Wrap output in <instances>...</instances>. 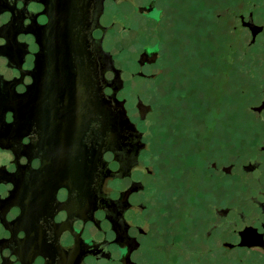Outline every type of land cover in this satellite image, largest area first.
Returning <instances> with one entry per match:
<instances>
[{"label": "water", "instance_id": "95a60500", "mask_svg": "<svg viewBox=\"0 0 264 264\" xmlns=\"http://www.w3.org/2000/svg\"><path fill=\"white\" fill-rule=\"evenodd\" d=\"M111 2L39 0L30 264H130L139 149L117 92ZM243 24L254 42L263 25L252 13ZM136 107L144 117L151 105Z\"/></svg>", "mask_w": 264, "mask_h": 264}, {"label": "flooded vegetation", "instance_id": "af4514ba", "mask_svg": "<svg viewBox=\"0 0 264 264\" xmlns=\"http://www.w3.org/2000/svg\"><path fill=\"white\" fill-rule=\"evenodd\" d=\"M173 5L172 0H112L108 32L130 29L134 23L150 32L158 22L164 36L173 19ZM250 13L254 20L251 10L239 13L249 32L243 21ZM38 25L39 0H0V264H30ZM110 48L113 65L122 72ZM161 50L158 41L143 43L137 58L139 75H149L142 68L156 64ZM29 91L32 96L26 97ZM120 98L136 123L137 130H131L139 149V202L130 264H214L215 258L225 264L231 260L264 264V144L254 156L253 150L248 151L241 163L244 174L258 172L250 180L231 178L234 162L214 159L200 178L206 189H199L194 173L187 177L176 193L180 203L175 224L155 228L149 224L148 198L141 193L146 189L144 175L152 171L141 162L146 142L128 112L126 98ZM208 132L196 135L213 136L212 129ZM200 152H194L196 159L206 158ZM218 168L223 172L213 176ZM87 264L98 263L88 258Z\"/></svg>", "mask_w": 264, "mask_h": 264}, {"label": "rangeland", "instance_id": "374dc122", "mask_svg": "<svg viewBox=\"0 0 264 264\" xmlns=\"http://www.w3.org/2000/svg\"><path fill=\"white\" fill-rule=\"evenodd\" d=\"M172 1L175 12L172 11L173 19L164 36L160 35L158 22L150 32L134 23L130 29L109 33L110 47L122 67L124 86L118 91L119 97L126 98L128 112L137 121L146 142L141 162L148 164L152 171L145 172L146 189L141 193L148 198L149 224L155 228L175 224L180 203L176 193L180 185L188 182L187 177L194 173L199 179V189H206L207 184L200 178L214 159L218 163L234 162L231 178L250 180L258 172L244 174L241 163L246 161L248 151L253 150L254 156L264 144V108L262 111L253 109L264 98V0ZM249 10L255 22L263 25L252 43L249 30L239 19V13L247 14ZM155 41L162 48L157 62L143 66V71L149 75H139L140 48L143 43ZM197 42L203 47L197 53L198 63L209 60L212 71L199 72L198 66L176 65L184 61L183 56L188 52L195 51ZM191 68H196L192 80L198 75L206 85L204 92L202 90L206 108L199 102L203 110L198 114L189 101L193 87L190 91L177 90L181 87L178 84L185 81L189 86L192 82L186 76ZM137 98L151 105L144 117L136 107ZM213 103L215 111L210 108ZM209 129L213 130L211 134L217 141H211V135H196L199 132L210 134ZM231 144L239 147L240 152L236 148L229 149ZM196 151L199 155L203 151L206 158L196 159ZM218 170L213 176L223 172ZM222 260L215 258L214 264H225ZM227 264L236 263L231 260Z\"/></svg>", "mask_w": 264, "mask_h": 264}, {"label": "trees", "instance_id": "16d2710c", "mask_svg": "<svg viewBox=\"0 0 264 264\" xmlns=\"http://www.w3.org/2000/svg\"><path fill=\"white\" fill-rule=\"evenodd\" d=\"M197 41H198V39H197ZM196 43V42H195ZM198 45H199V47H198ZM196 46H197V48H196ZM200 48H201V50H200ZM202 46L200 45V43L199 42H197V44L195 45V47H194V49H195V51L194 52H188L187 53V55H185V57L183 56V59H184V61H179L176 65L177 66H198V71L199 72H205V71H209V70H211V67L210 66H213L212 65V63H209L210 61L208 60V61H206V62H199L198 63V59L196 58L197 57V53L199 52V51H202ZM212 57V56H211ZM212 59V58H211ZM207 63V65H209V66H204V64H206ZM197 68V67H196ZM196 68L195 69H192V70H189L187 73H186V76H187V78L188 77H190L191 78V80H190V84H189V86L188 85H185L186 84V82L184 81V83L185 84H178V86H181V87H177V90H180L181 88H182V90H189L191 87H193V88H191L192 90V92H189V93H191V95L189 96V101H190V103L192 104V106H193V109L196 111V114H198V112H201L202 110H203V108L202 107H200V103L201 104H203V107H204V104H205V108H206V102H205V100H204V96L202 95V93L204 92V87L206 86L205 85V83L203 82V81H200L199 80V76L197 75L196 77H195V79L196 80H192V74H195V72H196ZM179 71H180V69H179ZM212 71V70H211ZM211 71H210V73H211ZM206 72V73H207ZM178 79V78H177ZM174 80H176V79H174ZM174 80H172V81H174ZM187 80V79H186ZM182 83V82H181ZM213 83V82H212ZM202 90H203V92H202ZM190 91V90H189ZM199 98H200V100H199ZM200 102V103H199ZM219 104V103H218ZM216 104H214L213 103V105H211V109H213V107L215 106ZM204 108V109H205ZM209 108V107H208ZM214 110V109H213ZM215 111V110H214ZM217 137V136H216ZM213 138V136H211V139ZM218 138V137H217ZM219 139V138H218ZM214 140H215V137H214ZM223 140V139H222ZM215 141H217V140H215ZM220 141V140H219ZM237 145V144H236ZM235 146V144L233 145V144H231V147H229V149H232L233 150V148H236V149H239V152H240V148L239 147H234Z\"/></svg>", "mask_w": 264, "mask_h": 264}, {"label": "bare ground", "instance_id": "6f19581e", "mask_svg": "<svg viewBox=\"0 0 264 264\" xmlns=\"http://www.w3.org/2000/svg\"><path fill=\"white\" fill-rule=\"evenodd\" d=\"M26 97H31L32 96V91H29L27 94H25Z\"/></svg>", "mask_w": 264, "mask_h": 264}]
</instances>
